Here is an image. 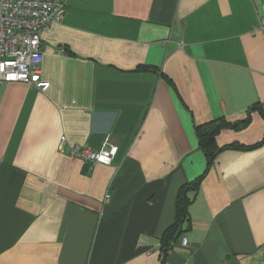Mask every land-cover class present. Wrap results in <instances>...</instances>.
Instances as JSON below:
<instances>
[{
  "label": "crops",
  "instance_id": "0c3cea01",
  "mask_svg": "<svg viewBox=\"0 0 264 264\" xmlns=\"http://www.w3.org/2000/svg\"><path fill=\"white\" fill-rule=\"evenodd\" d=\"M63 1L50 88L0 82V264H264V0ZM73 144L118 150L90 168Z\"/></svg>",
  "mask_w": 264,
  "mask_h": 264
},
{
  "label": "built area",
  "instance_id": "2783aa9c",
  "mask_svg": "<svg viewBox=\"0 0 264 264\" xmlns=\"http://www.w3.org/2000/svg\"><path fill=\"white\" fill-rule=\"evenodd\" d=\"M262 8L253 33L264 36V5ZM65 14L63 0H0V82H25L41 91L50 88L51 82L42 77V33L50 24L63 20ZM117 150L115 145L92 149L73 144L68 154L92 168L96 164L110 165ZM183 241L186 243L187 237Z\"/></svg>",
  "mask_w": 264,
  "mask_h": 264
},
{
  "label": "trees",
  "instance_id": "16d2710c",
  "mask_svg": "<svg viewBox=\"0 0 264 264\" xmlns=\"http://www.w3.org/2000/svg\"><path fill=\"white\" fill-rule=\"evenodd\" d=\"M248 122V121H246ZM230 123H223L222 121H213L210 123L202 124L197 126L198 137L202 149L206 153L208 159L211 161L218 149L222 147L216 146L215 136L222 127L229 126ZM264 141V138H263ZM259 144V143H258ZM257 144V145H258ZM224 148V147H223ZM197 182H193L181 189L178 197V213L177 220L166 230L164 237L162 239V252L165 254L171 248L172 241L179 235L182 231V227L186 221L189 220V204L191 202V197L189 192L196 190Z\"/></svg>",
  "mask_w": 264,
  "mask_h": 264
}]
</instances>
